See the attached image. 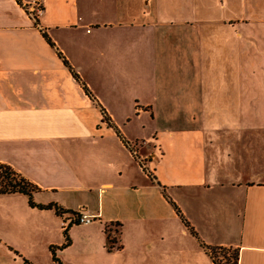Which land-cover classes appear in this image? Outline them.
Listing matches in <instances>:
<instances>
[{
  "label": "crops",
  "instance_id": "0c3cea01",
  "mask_svg": "<svg viewBox=\"0 0 264 264\" xmlns=\"http://www.w3.org/2000/svg\"><path fill=\"white\" fill-rule=\"evenodd\" d=\"M31 1L0 0V164L37 188L35 204L94 221L70 260L71 214L0 195V264H40V252L58 264L51 249L60 264H215L207 249L264 264L262 15L41 0L35 25ZM178 234L194 246L141 248Z\"/></svg>",
  "mask_w": 264,
  "mask_h": 264
},
{
  "label": "rangeland",
  "instance_id": "374dc122",
  "mask_svg": "<svg viewBox=\"0 0 264 264\" xmlns=\"http://www.w3.org/2000/svg\"><path fill=\"white\" fill-rule=\"evenodd\" d=\"M193 4H194V8L197 7L198 12H200L198 19L199 18L203 19L205 17L204 12H210L209 14L211 15V17L223 16L224 14H228L231 12H238L240 13V15H242L241 12H245L246 16L249 19H257L261 15L264 19V0H193ZM253 27L254 25L248 27L247 35L251 33L250 29H253L254 31ZM260 31L262 33H259V35H261L264 38V27H261ZM250 55L255 59V49L251 44L249 48L246 49V57H249ZM259 56L261 57V54H259ZM262 57L264 58V55ZM80 226L81 227L75 230L73 234L74 241H73L72 249H70L69 251V257H68L70 260H73L75 256L79 254L80 248H83V240H82V236L80 235L81 233L83 234V226L85 225H80ZM168 238L169 239H166V241H162L160 240L161 238L159 235H154L150 239L149 245H141V248L154 249V250L161 248H168V249L176 250V248L177 249H180L182 247L192 248V246H194L191 236L182 237L181 235L178 234L175 235L174 237H168ZM40 250L43 251L44 249L40 247ZM36 260L40 264H48L50 258H48L46 253L40 252Z\"/></svg>",
  "mask_w": 264,
  "mask_h": 264
},
{
  "label": "trees",
  "instance_id": "16d2710c",
  "mask_svg": "<svg viewBox=\"0 0 264 264\" xmlns=\"http://www.w3.org/2000/svg\"><path fill=\"white\" fill-rule=\"evenodd\" d=\"M17 2L18 5L21 6V2L20 0H15ZM35 19V25H37V20ZM43 37L45 38V40L52 46L51 42L49 41V39L47 38V36L45 35V33H42ZM66 65V62H65ZM72 71V70H71ZM72 75L73 78L76 81H79L78 76L76 75V73H74L72 71ZM83 90L85 91V93L91 98L94 99L93 96L91 95V93L89 92V90L87 89V87L83 84ZM104 115V120H106V116ZM37 192V188L32 185L31 183H29L27 180H25L24 178H22L19 174H17L16 172H14L11 168H9L6 165H2L0 164V195H4V194H14V193H18V194H22L24 196L27 197L28 200V204L31 208H36L39 210H54V212L58 215L61 216L65 213H69L71 215H73V212H63L62 210H60V208H58L55 204H35L32 200V195L34 193ZM76 225H79L77 223H73ZM69 228V225H67L64 230H63V237L65 240V244L61 247L64 248L69 244V239L67 236V230ZM105 233H107V244H106V249L107 251H112V250H116L119 249V246H115L117 243V236L118 233L116 232L115 236H110V234H108V231H106L105 229ZM193 233V232H192ZM194 236L195 233H193ZM219 249H210V250H206L208 251L209 255L211 256V258L214 260L215 264H220L217 261L216 258V254L218 252ZM211 253H210V252ZM51 256L54 262L60 264L59 260L56 258L55 253L53 251V249H51ZM225 264H237V253L232 252L225 261Z\"/></svg>",
  "mask_w": 264,
  "mask_h": 264
},
{
  "label": "built area",
  "instance_id": "2783aa9c",
  "mask_svg": "<svg viewBox=\"0 0 264 264\" xmlns=\"http://www.w3.org/2000/svg\"><path fill=\"white\" fill-rule=\"evenodd\" d=\"M40 2H41V0H32L31 1V4H30V15H31V17L33 19L40 12ZM71 216H72V221L71 222L72 223H77L79 225H88V224H91L94 221V217L93 216H89V215H86L84 213H81V211H78V212L74 213Z\"/></svg>",
  "mask_w": 264,
  "mask_h": 264
}]
</instances>
